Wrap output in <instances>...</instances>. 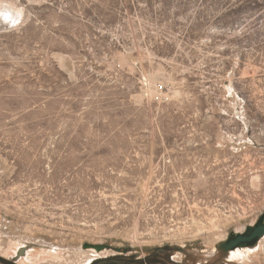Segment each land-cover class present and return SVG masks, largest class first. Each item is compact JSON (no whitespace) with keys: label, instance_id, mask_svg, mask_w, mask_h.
Returning <instances> with one entry per match:
<instances>
[{"label":"rangeland","instance_id":"obj_1","mask_svg":"<svg viewBox=\"0 0 264 264\" xmlns=\"http://www.w3.org/2000/svg\"><path fill=\"white\" fill-rule=\"evenodd\" d=\"M263 215L264 0H0V264H211Z\"/></svg>","mask_w":264,"mask_h":264},{"label":"water","instance_id":"obj_2","mask_svg":"<svg viewBox=\"0 0 264 264\" xmlns=\"http://www.w3.org/2000/svg\"><path fill=\"white\" fill-rule=\"evenodd\" d=\"M264 238V215L256 223V225L251 226L244 233H234L229 239L216 247L218 254L211 264L224 263L225 260L230 256L232 252L237 251L238 249L257 247L260 241ZM86 248H94L98 252L104 251L106 249H111L107 245H86ZM114 251L118 254L112 256L109 259H105L102 263L110 264H148L151 262H146L145 259H140L137 253L132 254L130 248H114ZM183 251L181 248H172L168 247L167 249H157L155 253L166 252L167 259L169 264H180L172 259V252ZM25 254V249H22L20 255ZM210 263V262H209ZM152 264V263H151Z\"/></svg>","mask_w":264,"mask_h":264},{"label":"bare ground","instance_id":"obj_3","mask_svg":"<svg viewBox=\"0 0 264 264\" xmlns=\"http://www.w3.org/2000/svg\"><path fill=\"white\" fill-rule=\"evenodd\" d=\"M148 82H151V80L150 81H148ZM257 248H259V249H264V238L260 241V243L258 244V246H257ZM241 250V249H240ZM255 250H256V248H255ZM248 257L249 256V253L247 252V253H241L240 251H235V252H232L231 253V257L233 258V259H238L239 257ZM24 259V258H23ZM232 259V260H233ZM23 262V261H22ZM26 263V262H25Z\"/></svg>","mask_w":264,"mask_h":264},{"label":"flooded vegetation","instance_id":"obj_4","mask_svg":"<svg viewBox=\"0 0 264 264\" xmlns=\"http://www.w3.org/2000/svg\"><path fill=\"white\" fill-rule=\"evenodd\" d=\"M156 255H160V252L159 253H155V251L151 254V255H148L146 258H140V259H145L146 262H152L154 264H168L167 262L165 261H161L158 259V257L156 258Z\"/></svg>","mask_w":264,"mask_h":264}]
</instances>
